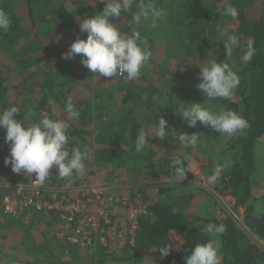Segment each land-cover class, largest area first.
<instances>
[{
    "label": "trees",
    "instance_id": "16d2710c",
    "mask_svg": "<svg viewBox=\"0 0 264 264\" xmlns=\"http://www.w3.org/2000/svg\"><path fill=\"white\" fill-rule=\"evenodd\" d=\"M223 1L225 0H213V3H210V0H169V3H166L167 0H158L155 5L167 9L169 13L166 10L167 20L164 17L153 29L164 33L163 37L169 39L170 47L167 51H161L146 31L142 32V37L148 40L152 51L151 62L157 59L159 64L164 63L160 68H164L167 62L177 66L176 71L169 68L167 71L163 69L158 72L160 75L173 77L175 91L181 93L179 99L183 103L195 102L199 92L201 97L198 101L205 98L201 91L195 93L192 89H196L193 86L196 87L200 83L198 74L200 67H204L206 62L217 60L218 63H228L239 76L240 84L232 96L228 99L212 100L216 105L212 104V107L214 112L218 109L234 110L249 123V127L242 134L230 135L227 143L230 157L228 162H224L228 166L223 171L224 176L219 178L220 183L224 184L219 191L231 196L235 201L233 210L240 214L239 209H244L246 230L228 214L219 217H215L211 212L204 217L185 215L183 210H180L181 207L171 200H175L176 195H167L170 189H157L154 193H149L145 192L149 185L137 187L153 201L151 209L154 217L142 222L137 245L134 254L132 253V258H141V262L145 264H184L185 256L191 254L196 244L206 243L210 239L218 241L221 264H264V249L258 243L251 242V235L247 234L249 232L264 243V214H256L252 203V186L259 175L257 169L260 167L256 149L264 136V9H259L256 13L252 10L246 11L244 7L250 5L252 0H242L243 3L227 0L231 5L238 6L239 15L233 19L222 14L223 9L220 7L223 5L220 2ZM104 6L99 0H0V9L9 15L12 22L7 32L0 31V112L16 106L20 109L18 119L26 117L30 110L34 113V116L28 118V122H36L41 110L47 111L54 119L64 120L69 124V151L88 142L87 139H90L92 133L88 127L93 121L86 111L89 107L86 102L90 98L87 97L86 100L81 90L82 87L88 90L87 85L84 86L79 80L70 77V73L80 68L82 74L84 66L81 57L77 55L74 59L66 60L63 54L68 52L77 37L87 38L86 33L80 32V22L93 17L102 11ZM127 14L128 12L118 20L112 21L117 23L122 31H130L121 26ZM226 21H229L228 25L223 26ZM229 35H235L237 42L226 48ZM249 42L254 48V54L250 60H245L244 54ZM143 76L130 82H125L123 77L116 79L118 84L126 83L127 86L137 87L140 92L144 89ZM80 78H83V75ZM100 78L106 83L115 80V77ZM182 80L187 84L183 85ZM96 84V91L92 94L100 91L101 86ZM127 90L123 119L118 122V125L123 127L110 131L111 135L119 132L121 140L116 146L106 143L98 155L101 162L118 163V173L123 171L120 166L123 164V154H128L129 157L135 155V162L143 165L141 156H145L144 151L148 147L145 146L142 152H136L135 142L132 140L133 129L130 128L131 125L142 127L149 124L147 110L141 104L145 94L136 97L132 88ZM144 90L146 93L148 86H145ZM68 98L72 99L80 112L78 119H72L65 110ZM96 98L101 97L98 94ZM131 99H135V102L126 109ZM177 108L176 105L172 106L174 111ZM112 126L114 124H106L98 136L102 135L101 139H106L104 131H109ZM0 134H3L0 135V172L3 173L12 171V168L4 163L10 154L9 144L5 142L4 137L6 133L0 131ZM214 134L221 135L217 132ZM196 158L199 159L198 155ZM139 159H142L141 163ZM184 162L187 163L186 159ZM187 176L192 177L190 173ZM50 177L52 181H69L58 177L55 169L51 170ZM78 178L76 176L75 180ZM161 196L166 199L160 200ZM208 223L224 224L225 233L210 236L203 231ZM165 245H170L173 249L167 257L162 258L159 251ZM70 251L78 256L82 252L78 248ZM45 263L38 261L26 264Z\"/></svg>",
    "mask_w": 264,
    "mask_h": 264
},
{
    "label": "rangeland",
    "instance_id": "374dc122",
    "mask_svg": "<svg viewBox=\"0 0 264 264\" xmlns=\"http://www.w3.org/2000/svg\"><path fill=\"white\" fill-rule=\"evenodd\" d=\"M157 1L158 0H152L154 4L157 3ZM166 3H169V0H167ZM210 3H213V0H210ZM220 3L223 5L220 7L223 10L231 5V2H228L227 0ZM237 3L243 2L242 0H238ZM249 4L250 5L244 7L246 11L252 10V12L256 13L257 10L264 9V0H252ZM232 6H235L238 9L237 4H233ZM133 10L135 9L133 8L130 13L128 12L121 22V26L126 30L129 29V21L132 19L131 14ZM167 16H165L166 20L168 18ZM228 23L229 21L224 22L223 26H227ZM46 30H48V28H46ZM138 30L141 31V34L146 31L147 35L149 34L150 37L154 39L155 46L161 51H167L168 47H170L169 39L163 37L164 33L161 31L153 29L150 22H145L139 26ZM156 60L152 62L149 61L148 66L142 69L140 75L141 77L144 75L142 78L144 89L145 86H148L146 93L144 89L139 92L137 87L134 88L132 86H127L126 83L122 85L118 84L116 78L122 76H117L114 81L106 83L103 78L96 79L86 67H84L82 74L80 71L81 68L76 72L70 73V77L79 80L84 86L87 85L88 90H86V87L81 88L83 91L82 94L86 96V100H88L87 97L91 99L88 100L89 102H86L88 103L87 107L89 106L86 111H88L90 120L93 121L88 127V130L92 131V133L91 137H89L90 139H87L88 142L86 144L92 147L93 156L90 161H86L87 170L84 175L88 174L91 177L98 175V177H101L102 174H107V177L104 178L108 179L113 177L114 173H116L115 176L117 175L118 177L123 178L133 186L143 187L149 185V188L145 190V192L149 191V193H154V190L157 189H170V193L167 195H176V199L171 200L181 207L180 210H183L185 215L204 217L211 212L215 217H219L228 214L246 230L244 227V211L241 209L239 211L240 214L235 212L233 210L235 203L232 197L219 191L224 184L220 183L221 181L219 179L215 183H209V176L212 174L214 166L217 163L223 164L229 160L230 151L227 150V143L230 140V135H215V131L210 127H204L199 124L196 128H190L187 126L181 116L172 109V106L176 105L177 108L178 105L180 106L181 102L183 103V101L179 99L181 93L175 91L172 82L173 77H171V75L163 76L158 72V70L163 69L167 71L169 68L172 69V71H176L177 66H174L172 62H167L164 68H160L164 63L159 64V61ZM174 67L175 70H173ZM196 72L197 71H194V73ZM81 75H83V78H80ZM183 82V85L187 84L185 80ZM96 83L101 86L99 87L100 91H98L97 94H92L93 91H96ZM130 88L133 89V93H136V97H140L142 93L145 94L141 104H143L147 110V120L149 122L148 126L146 124L142 127L139 125L130 126V128L133 129L132 140L135 142L138 132L142 128L147 135L149 142L145 145L148 146L147 150L144 151L145 156H141L144 160V164L138 165L133 159L136 157L135 155L129 157L128 154H123V164L120 165L123 171L118 173V163L113 162L107 164L101 162L98 155L99 150L102 146L106 145V143L111 145L114 144L116 146L121 140L118 135L119 132L111 135L110 131L123 127L118 125V122H121L123 119L124 105H126L124 100L128 95L127 89ZM193 88H196L192 89L195 90V93L199 92L197 87L193 86ZM148 91H150L149 94H152V96L148 94ZM98 94L101 97L100 99L96 98ZM200 97L201 94L199 92L197 93L195 102L204 103L206 97L202 101H198ZM233 98H235V96H233ZM134 102L135 99H131L128 102L129 105L126 106V109L129 106L131 107V103L134 104ZM212 104V101H207L204 106L214 112ZM213 106L216 105L213 104ZM1 109L2 105L0 104V110ZM219 111L220 109L215 110V112ZM161 116L168 121V127L174 128L177 132H187L188 134L197 132L201 133L202 139L198 146L192 148L180 144L171 136L165 139L156 137V125H158ZM109 121H113L110 123L114 124V126H112L109 131H104L108 139H101L102 135H98L106 124H110ZM167 130L168 128H166V131ZM120 148L123 149V145L121 146L120 144ZM197 155L200 157V160L197 159L198 161L193 164L191 173L189 172L192 177L187 176L183 181H177L175 179L173 168L170 167L172 161L174 159L184 161L186 157L195 158ZM221 175L224 176V172H222ZM78 177V179H81L82 176ZM75 178L76 175L71 178L72 181L75 180ZM33 179H35L34 174L31 176L23 172L20 174L14 173L13 171L0 172V198L9 192L6 188L7 184H26ZM47 180L53 179L49 177ZM196 194H201L202 197H199ZM165 196H161L160 200L166 199ZM194 197L196 198L194 199ZM33 214L40 213L31 212L19 218L10 217L5 213L4 207L0 202V264H26L32 262L37 263L38 261L41 263L46 262L45 264H145L143 261L141 262V258H132L134 250L117 257L91 255L83 252H80L79 256L74 253L68 255L64 250L61 251L56 247L50 246V243L42 237V232L39 229L37 221L36 223H32V221L29 223V218ZM42 216L51 221L48 216ZM53 219L57 222L55 216ZM247 234L249 236L251 235V242L258 243L264 249V243L260 240L258 241L256 237L249 232H247ZM215 241L217 240L215 239Z\"/></svg>",
    "mask_w": 264,
    "mask_h": 264
},
{
    "label": "clouds",
    "instance_id": "9594fccd",
    "mask_svg": "<svg viewBox=\"0 0 264 264\" xmlns=\"http://www.w3.org/2000/svg\"><path fill=\"white\" fill-rule=\"evenodd\" d=\"M99 2L105 5L103 10L91 18L83 19L79 25L80 32L86 33L87 38L77 37L68 52L63 54V58L74 59L79 55L82 65L97 78L122 76L126 82L133 81L140 77L142 69L148 66L152 57L148 40L142 37L138 28L145 22H150L151 27L156 28L167 12L163 8H158L152 0H99ZM133 8L135 11L132 12V19L129 21L130 31H122L117 23L112 21L118 20ZM222 14L234 19L239 12L235 6L229 5ZM11 23L9 15L0 9V31L7 32ZM236 42L237 37L229 35L226 48H230ZM253 54L254 48L249 42L244 59L250 60ZM198 79L200 83L196 87L206 100L204 103L181 102L176 112L182 120L190 128H196L199 124L210 127L221 135L242 134L249 127V123L238 112L231 109L213 112L204 106L207 101L230 98L240 84L239 76L228 63L212 60L206 62L204 67H200ZM65 110L72 119H78L80 116L71 98L66 101ZM18 115L20 109L16 106L0 112V131L6 133L5 142L10 147V154L4 163L6 166L10 165L14 173L23 172L31 176L35 174L33 182L41 186L45 185L52 169L56 170L58 177L69 181L74 175L83 176L86 173V161L92 159L93 149L83 144L69 151L67 122L54 119L45 110L40 111L36 122H28V118L34 116L31 110L23 119H18ZM156 126V137L160 139L171 136L180 144L192 148H196L202 139L201 133L188 134L169 128L168 121L163 116ZM148 142L147 135L141 128L135 140L136 152H142ZM185 159L186 164L180 159H175L170 164L177 181H183L192 171L194 161L188 157ZM227 166V163H217L209 176V183H215ZM203 231L210 236H218L225 233L226 226L208 223ZM172 249L170 245L162 246L159 251L161 257H167ZM184 264H221L218 242L210 239L206 243L196 244L191 254L185 256Z\"/></svg>",
    "mask_w": 264,
    "mask_h": 264
},
{
    "label": "built area",
    "instance_id": "2783aa9c",
    "mask_svg": "<svg viewBox=\"0 0 264 264\" xmlns=\"http://www.w3.org/2000/svg\"><path fill=\"white\" fill-rule=\"evenodd\" d=\"M6 188L0 198L6 214L55 216L52 231L58 242L91 255L117 257L134 250L142 222L154 217L148 195L118 176L47 180L44 186L32 180Z\"/></svg>",
    "mask_w": 264,
    "mask_h": 264
},
{
    "label": "crops",
    "instance_id": "0c3cea01",
    "mask_svg": "<svg viewBox=\"0 0 264 264\" xmlns=\"http://www.w3.org/2000/svg\"><path fill=\"white\" fill-rule=\"evenodd\" d=\"M263 148H264V136L262 139H260V141L258 143V147L256 149V155H257V159H258V163H259L260 167H258V169H257L259 175H258L256 181L254 182L253 186H252V203L255 206V213L256 214H264V149ZM191 160L194 161V163H196V161H198L196 157L195 158L191 157ZM199 160H200V157H199ZM260 162H261V164H260ZM83 176H88V174L83 175ZM101 177L102 178L107 177V174H105V175L102 174ZM196 195H198V194H196ZM198 196L202 197L201 194H199ZM196 197H194V199ZM234 203H235V201H234ZM241 209L244 211L243 208H240L239 211ZM53 218H54V216L52 217L51 221H49V220L45 219L41 214H33L29 218V223H30V221H32V223H36V221H37V224H39V229L42 232V237L45 238V240L48 243H50V246L56 247L58 250H61V251L64 250L65 253L67 251L68 255H70L71 254L70 250L73 248L68 249V248L62 246L58 242V240L55 238V236L53 235L52 229L54 228L53 226L55 225V221ZM27 223H28V220H27Z\"/></svg>",
    "mask_w": 264,
    "mask_h": 264
}]
</instances>
